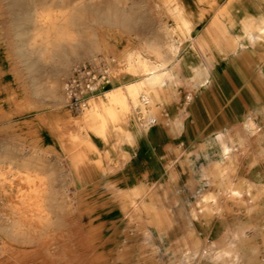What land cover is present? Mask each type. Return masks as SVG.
<instances>
[{
    "label": "rangeland",
    "instance_id": "1",
    "mask_svg": "<svg viewBox=\"0 0 264 264\" xmlns=\"http://www.w3.org/2000/svg\"><path fill=\"white\" fill-rule=\"evenodd\" d=\"M167 1L168 5L172 3L170 0H0V167L20 166L22 170L28 168L39 173L45 189L42 204L49 210L50 223L43 222L44 226L35 223V231L22 241L1 246L0 264H264V79L260 80L263 78L260 75L250 90H234L233 84L226 83L222 89L225 106L217 107L211 99L206 100L208 96H203L209 68L216 62L231 61L230 57L213 56H228L234 51L233 54L264 51V41L262 45L251 43L244 25L227 28L231 33L223 39L203 37L206 45L200 52L190 48L193 41L190 37L183 41L175 55L183 50L189 52L187 69L175 65L177 59L172 57L168 65L177 66V72L157 89V99L152 101V124L160 123L161 128L149 140L154 143L146 149L150 153L136 154L139 159L132 162L130 148L116 149L122 155L123 169L135 167L146 173L153 165L159 168L155 174L160 177V183L153 186V192L161 203L165 196L173 198V219L180 224L173 242L160 230L162 227L153 233L137 221L125 220L119 225L121 241L113 250L91 244L85 235L90 228H83L75 210L76 198L84 202L85 216L102 212L103 218L96 226L117 223L111 222L112 215L106 213L114 199L96 204L92 191L76 197L66 174L70 153L62 148L58 152L52 145L57 144V135L68 141V126L63 129L58 124V133L49 131L46 136L38 129H49L50 119H60L64 110L79 112L80 109H72L67 103L58 104L55 97L63 93V81L76 63L89 61L90 55L109 58V84L123 83L122 77L134 80L139 74L120 77L118 66L122 67L123 63L118 61V54L153 38L164 44L177 43L159 35L162 19L174 22L172 12L165 11ZM156 2L159 7L155 6ZM198 4L208 10L212 8L208 0ZM46 11L52 17L47 25L39 22V16ZM55 25L71 32V36L57 37L51 29ZM204 28L193 31L192 36L197 37ZM94 41L98 48L93 47ZM104 41H111V50ZM142 54L148 60L156 59L150 53L142 51ZM67 58L71 61L63 73L60 69ZM256 62L258 68H264V58ZM242 77L249 78L247 74ZM107 87L93 95L117 89ZM169 105L175 107L171 114L172 132H169ZM206 109L208 122H204ZM34 143L37 147L32 155L30 146ZM147 156L154 160L153 164L144 161ZM171 159L174 161L172 186L166 192L168 171L164 168ZM105 165L111 167L105 179L116 190L120 182L119 171L113 167L116 163L107 160ZM16 180L9 182L0 175V207L18 202L17 189L26 185ZM151 181L148 179L147 184ZM6 186L9 191L2 192ZM229 188L238 189L240 194L234 197L227 191ZM207 205L218 206L219 210L205 216ZM196 212L198 215L193 218ZM196 238L210 251L207 258L197 260L196 256L183 254L187 246L195 249ZM142 247V252L149 255L147 261L140 254Z\"/></svg>",
    "mask_w": 264,
    "mask_h": 264
},
{
    "label": "bare ground",
    "instance_id": "2",
    "mask_svg": "<svg viewBox=\"0 0 264 264\" xmlns=\"http://www.w3.org/2000/svg\"><path fill=\"white\" fill-rule=\"evenodd\" d=\"M233 1L234 2L232 3H227L229 11H225V14H238L237 10L240 9V7H243V5H240L239 3L240 0ZM169 2H172L170 3L171 6L168 5L167 1L165 11H167L168 13L172 12V15L174 16V22L172 25H168L166 21H163L162 29L165 36L181 41L184 32H188V30L190 29L188 13L184 9L185 6L183 0H170ZM155 6L159 7L160 5L158 4V2H156ZM39 17V22L41 24L47 25L51 24L52 22V17L49 11H46ZM242 18L245 19V21L250 20L249 13L243 12ZM105 19L109 20L112 18L106 17ZM59 27V25H55L51 28L57 37L68 38L71 36V32H69L68 30L60 29ZM255 29V39L264 36V26L256 27ZM111 41H104L106 42L108 50L112 49ZM47 45L50 44L48 43ZM167 46L171 51H175L177 49L176 45H174L173 43L167 44ZM93 47L98 48L99 44L94 41ZM149 50H153L151 46L149 47ZM95 57L96 56L94 55H90L87 57V59L89 61H92ZM118 58V61H120V63H123L122 67L118 66L120 69V72L118 73L120 77L130 73L135 75L139 74V78L134 79L132 82H128L123 86H120L110 93L104 92L102 94L90 96L87 106L81 108L77 114H73L69 110H64L62 113V117H60V119L65 118V120L63 121L58 118H49V129L43 128L41 130V128L38 127L43 136H46L49 131L58 133V124H61L63 129L68 126L66 129L68 130V141L66 142L60 135H57V144L52 145L56 148V150H58V152L59 150L61 151V148L68 151L69 147L72 148V150L69 151L70 166L68 169V173L66 174H68L69 182L73 185L74 194L76 197H79L82 193H86V191H92L93 198H95L96 204H101L103 202L109 201L110 199H114L112 201L110 210L106 213H109V216L112 215L111 219L113 220L111 222L117 223L112 225L108 222L107 224L104 221L105 223L102 226H96L97 222L100 223L103 218L102 212H97L91 216H85L84 214H82L86 210V207H84V202L80 198H76L77 204L75 206V210L78 212L77 216L81 220V225L83 226V228H90V231L85 233V235H87L88 240L91 244L97 243L103 248V250L105 249L107 251L113 250V247L120 243L121 238L119 236V230H121V227L119 225L125 220L137 221L139 222L141 227H146L153 233H156L157 230L162 227V229L160 230H163L166 238L172 242L175 240L176 231L180 225L176 224L173 219L174 208L172 196H165L162 200V203L158 201V199H156L154 196L153 186L157 183H160V177H158L157 174H155L151 170L153 166L151 167L150 172H144L146 180L138 181L134 175H127L126 168L123 169L122 166H120L122 155L121 153L116 151L117 147L125 141V139L122 137L123 133H120L121 131H124V129L122 128L123 125L120 121L128 118L132 114H138L143 118L145 122H147L148 120H153V116L151 115L153 107L152 101L157 99L155 91L160 86H162L165 80L169 79L171 75L167 72V70L161 68L164 66V61L160 60L159 64H154L151 61L142 58L138 54V51L135 49L124 50L122 54H118ZM70 61V58H67L63 69L61 67L60 70H62L63 73L66 72L68 63ZM124 70L126 73L124 72ZM57 84L58 83L56 82L55 87H57ZM108 84L109 78L108 81L103 84L101 90H103ZM55 97L58 101V104L67 103L62 92L61 95L57 93ZM43 118L44 117L42 116L41 120ZM113 125L118 126L119 129V132L116 133L117 136L115 140L111 138L113 134L111 132V127ZM250 131H252V129H250ZM93 137L98 138V141L104 147L103 151H98V148L96 149ZM221 144L222 143H220V145ZM36 147V143L30 146L32 155L34 154ZM223 151L226 153L224 148ZM224 152H222L223 155ZM233 154L231 153V155ZM107 160L114 161L116 163V166L113 167L118 168L119 171L118 173L120 176V182L117 183L118 187L116 190L111 189L110 184H108V180L105 179L109 174V168H111H108L105 165V161ZM173 162L174 161L171 159L167 162V166L164 168L168 171V180L166 181L167 184L165 189L166 192L171 191ZM109 163H107V165H109ZM18 164L19 163H17V166ZM31 171L32 170L28 168H24L22 170L20 166L14 169L10 167H0V175L4 178V180H8L10 182L12 179L14 181V178H16L19 182L26 185V188L24 189H17V203L7 205L3 208L0 207V235L2 236V243H0V247L4 246L7 242H17V240L22 241L27 235L35 231V223H42L43 225V222L47 223L49 221V210H46L44 208V205L42 204V196H44L43 194L45 191L41 182L42 177L37 171ZM150 178L152 179V181L151 183L147 184V180ZM7 191H9L7 186L2 188V192ZM227 191H229V194L235 195L234 197L240 194V191L235 188H229ZM88 197L89 196H87L86 198ZM204 209L207 213L205 214V216H210L214 211L217 212L219 210V207L215 205H207L204 207ZM197 215V212L192 214L193 218H195ZM205 221L206 220H204V222ZM47 224L50 223L48 222ZM42 231H44V229ZM194 243L195 249H191L190 246H187L183 249V254L188 256H196L197 260H202L210 255V251L203 243L198 240V238L194 239ZM143 249V247L140 248V254L143 259L147 261V257L149 255L147 253L144 254ZM216 257L219 260L218 257H220V253L218 252V250L216 252Z\"/></svg>",
    "mask_w": 264,
    "mask_h": 264
},
{
    "label": "crops",
    "instance_id": "3",
    "mask_svg": "<svg viewBox=\"0 0 264 264\" xmlns=\"http://www.w3.org/2000/svg\"><path fill=\"white\" fill-rule=\"evenodd\" d=\"M182 1V0H181ZM248 1V2H247ZM185 11L188 13V21L190 22V29L188 32H184L183 38L181 41L172 39L171 37L165 36L163 32L162 22L166 21L164 19L161 20V23L159 24V35H161L163 38H171L172 40L176 41L177 43H173L176 45L177 49L175 51H171L167 44H164L161 40L158 39H148L144 40L142 43V46H132L126 50L129 49H135L138 51V54L142 57L147 59L144 54H142V51L146 53H150L153 56L156 57V59H149L154 64H159L160 60L164 61V66L161 67L164 70H167V72L171 75L177 72L176 67L170 63L168 65L170 59L174 57L177 59L175 65H179L181 67H184L185 69L188 64V58H190L189 52L187 50L180 51L179 54L175 53L177 52L179 46L185 41L187 38H191L192 44L190 45L191 49L197 48V50L203 51L204 46L206 45V42L204 41L203 37H209L213 40H219L226 38V34L231 33L227 28L230 27H236L240 25H244L246 28L245 34L248 36V40L252 43H258L263 44L264 36L260 38H256V27H262L264 26V0H240V5H243V7H240V9L237 10L238 14L233 13L231 14H225V11H229L228 4L229 2H234L233 0H208L209 4L212 6V8L206 9L204 7L199 6L198 2H202L199 0H183ZM227 6V7H226ZM217 7V8H215ZM215 8V9H213ZM243 12H248L250 16V20L245 21V19L242 18ZM173 16V15H172ZM258 18V19H257ZM257 19V20H256ZM167 22V21H166ZM168 25H172L173 23L167 22ZM200 27H205L204 29L200 30L197 37L192 36V32L195 30H198ZM227 29H225V28ZM158 31V32H159ZM249 32V33H248ZM249 34V35H248ZM192 36V37H191ZM152 47L153 50H149V47ZM157 49V50H156ZM157 51V52H156ZM172 52V53H171ZM217 52V51H216ZM234 53V52H233ZM230 52L228 56H213L214 58H225L227 57L231 58V61H224L222 64H219L216 62L214 66L210 67L207 75L208 78L206 79V84L203 88L204 90V98L206 100L211 99L213 101V104H215L217 107L219 106H225L224 96L222 93V89L224 88V85L226 83L233 84L234 90H242V89H254L252 87L253 84H256L260 75H262L264 79V68H258L256 66V60L259 58H264L263 54L264 51H257V50H248V51H242V52H236L233 54ZM170 57V58H169ZM192 58V57H191ZM148 60V59H147ZM183 65V66H182ZM173 67V68H172ZM190 68V67H189ZM173 69V70H172ZM195 69V68H194ZM196 70V69H195ZM187 73V72H186ZM130 74V73H129ZM248 75V80L243 79V75ZM124 76V75H123ZM124 79L123 83L121 82H111L108 84L107 89H115L119 86H123L124 84L128 82H132V78L128 77H122ZM239 84V86H237ZM247 85V86H246ZM209 88V89H208ZM210 88L213 89V93L210 92ZM157 93V89L155 91ZM100 94V93H97ZM96 94V95H97ZM157 97V95H156ZM188 97V96H187ZM208 104V103H207ZM175 109L174 106L169 105V132H172L173 128V118L172 117V111ZM204 122H208L209 118L207 117V109L204 111ZM153 120H148L145 122L141 116L138 114H132L126 119L121 120V124L123 125L122 128L124 129L123 138L125 141L121 143L118 147H126L130 148V152L132 155V162H137V156L136 154L143 153L145 155L149 154V149L154 146V143L149 142V140L155 138L156 135L160 132L161 125L160 123L157 125H153L152 122L154 121V111L152 108V114ZM152 126H146L151 125ZM111 132L113 133L111 138L115 140L116 133L119 132L118 126L113 125L111 127ZM117 129V130H116ZM115 131V132H114ZM175 137V135H170L169 137ZM94 138V144L98 151H103L104 147L103 145L98 141V138ZM127 140H130L131 142H127ZM125 144V145H124ZM72 148L69 147V151H71ZM58 157L61 155H57ZM63 156V155H62ZM66 159V158H65ZM144 161H147L151 164H153L154 160L151 159L150 156H147ZM118 169V168H116ZM159 168L153 165L152 171L156 173V170ZM127 171H130L131 174L134 175L135 178L138 181H145L144 173H140V171H137V168L135 167H128L126 168ZM133 171V172H132ZM136 173V174H135Z\"/></svg>",
    "mask_w": 264,
    "mask_h": 264
},
{
    "label": "built area",
    "instance_id": "4",
    "mask_svg": "<svg viewBox=\"0 0 264 264\" xmlns=\"http://www.w3.org/2000/svg\"><path fill=\"white\" fill-rule=\"evenodd\" d=\"M109 60V58H107ZM102 56L73 65L62 84L63 95L72 109L87 106L88 99L98 92L109 78V62Z\"/></svg>",
    "mask_w": 264,
    "mask_h": 264
}]
</instances>
